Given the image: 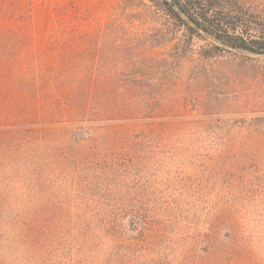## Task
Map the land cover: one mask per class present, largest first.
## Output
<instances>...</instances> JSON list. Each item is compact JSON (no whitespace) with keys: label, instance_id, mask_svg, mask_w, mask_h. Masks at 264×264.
<instances>
[{"label":"rangeland","instance_id":"374dc122","mask_svg":"<svg viewBox=\"0 0 264 264\" xmlns=\"http://www.w3.org/2000/svg\"><path fill=\"white\" fill-rule=\"evenodd\" d=\"M15 27L37 55L67 44L106 87L150 93L134 101L152 118L87 125L90 150L115 136L117 166L44 161L46 186L10 167L0 112V264H264L262 57L190 38L161 0H0V72ZM101 179L114 194L79 193Z\"/></svg>","mask_w":264,"mask_h":264},{"label":"trees","instance_id":"16d2710c","mask_svg":"<svg viewBox=\"0 0 264 264\" xmlns=\"http://www.w3.org/2000/svg\"><path fill=\"white\" fill-rule=\"evenodd\" d=\"M161 2L170 19L184 27L190 38L195 36L222 50L264 59V4L258 0ZM56 48L49 44L37 55L25 31L20 27L6 30V61L0 72V81L6 80V106L0 105L3 107L0 112L6 113V127H12L6 134V159L16 170L33 168L45 174L40 184L46 186L50 175L45 173L44 161L51 168L60 169L70 163L68 159L72 155L76 157L73 162L77 166L83 163H104L107 169L117 166L120 147L111 145L115 136L106 130L107 133L99 136L103 143L90 150L83 144L90 140L87 125L141 122L152 118L149 105L137 106L134 101L139 96L150 100V93L137 95L135 91L124 93L106 87L99 73L89 72L84 58L65 52L69 48L67 44L61 55ZM135 51L136 48L132 52ZM155 61L152 57L144 59V63ZM129 62L135 68L141 61L133 56ZM151 69L147 67V71ZM145 73L142 78L149 79ZM4 94L1 93L0 98ZM140 136L144 140L142 133ZM138 138L134 136L133 140ZM82 177L84 183L90 179L88 175ZM103 180L94 185L80 182L77 189L90 196H93L90 192L99 194L101 190L114 194L115 186H102L99 182Z\"/></svg>","mask_w":264,"mask_h":264}]
</instances>
